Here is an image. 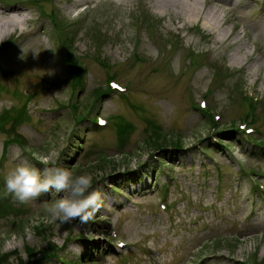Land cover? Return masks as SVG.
<instances>
[{"label":"rangeland","instance_id":"374dc122","mask_svg":"<svg viewBox=\"0 0 264 264\" xmlns=\"http://www.w3.org/2000/svg\"><path fill=\"white\" fill-rule=\"evenodd\" d=\"M75 1L39 0L42 13L28 1L0 0L19 6L12 16L29 19L0 35L6 43L0 49V254L9 253L3 259L25 264V246L38 252L50 240L63 246L61 258L36 264L264 262V145L256 142L264 141L263 104L256 121L241 119L244 95L264 101V0L213 6L216 31L205 26V12L184 18V5L85 0L69 8ZM57 32L72 39L85 67L74 87ZM110 81L124 90L97 97ZM93 116L119 117L132 129L120 145L114 127L95 128ZM13 119L22 142L4 147ZM148 120L182 147H151ZM243 123L256 131L245 133ZM230 125L240 131L229 132ZM44 157L48 165L40 163ZM20 165L91 174L103 208L88 223H61L49 209L66 193L26 204L5 198V178Z\"/></svg>","mask_w":264,"mask_h":264},{"label":"clouds","instance_id":"9594fccd","mask_svg":"<svg viewBox=\"0 0 264 264\" xmlns=\"http://www.w3.org/2000/svg\"><path fill=\"white\" fill-rule=\"evenodd\" d=\"M40 163L48 165L46 157ZM91 174H74L65 167H45L41 170L28 165H20L10 171L5 178L4 197L11 196L14 202L26 204L38 199L42 194L66 193L56 200L49 212L61 223L78 220L85 224L101 211L104 201L98 191H92ZM147 246L153 248V242Z\"/></svg>","mask_w":264,"mask_h":264},{"label":"trees","instance_id":"16d2710c","mask_svg":"<svg viewBox=\"0 0 264 264\" xmlns=\"http://www.w3.org/2000/svg\"><path fill=\"white\" fill-rule=\"evenodd\" d=\"M34 3L33 6H38L39 8H42L40 3L38 1H33ZM60 45L63 48V52L60 53L61 58L63 63L66 65V67L69 69L70 73H71V78L72 81L74 82L73 87L78 84L79 81H81V78L84 77V68L82 67L81 61L78 60V57L75 53L72 52L71 50V42L72 39L64 36V35H60ZM6 44V43H5ZM4 43L0 44V49L2 45H5ZM80 58V57H79ZM101 64L104 65V62L101 61ZM5 73V71H4ZM110 87L107 86L106 89H102L100 90V92H98V96H102V95H107L110 92ZM243 100H244V104L247 105V111L244 113V115L242 116V121H248L250 123L254 122L257 120V112L256 109L258 107V105L263 104L262 109L264 112V101L261 100V102H255V100L252 97H249L247 95L243 96ZM77 106H74V109H77ZM197 109H200V111L204 114V115H209L210 113L208 112L207 109H201L198 105L196 106ZM76 111V110H75ZM16 117L15 119L16 122L18 123L19 120H21L23 118V115L21 112L17 111L16 112ZM85 117V115L83 116ZM111 124L113 125L114 129H115V133H116V137L117 140H119L120 145L123 144V140L126 138V136L128 135V133L130 132V130L132 129V125L126 121H124L123 119L119 118V117H114L111 116ZM209 118L212 119V116L210 115ZM14 121V122H13ZM12 123L14 124V126H12V131L10 132V136H8L9 139H7L4 143V147L7 146V144H9L10 142H19L21 140V137H19V135H17L14 130L17 125H15V120L13 119ZM94 127L96 128V120L93 119L92 120ZM19 124V123H18ZM147 126L145 127V132L148 133V141H151V147H153L154 149H162L164 147L167 146H181V143L179 139L174 140L173 138H169L168 133L164 132L162 129L158 128L157 125L153 122L148 120L147 122ZM1 126V125H0ZM236 131H238L237 127H232V125H230L229 127V132L234 129ZM14 129V130H13ZM164 133H163V132ZM225 131V130H224ZM232 132H234V130H232ZM19 140V141H18ZM172 140V141H169ZM256 142H259L256 140ZM261 145H264V142H260ZM6 216V215H5ZM44 228V227H43ZM42 229V228H41ZM45 230V229H43ZM24 249L26 250V255H27V260L25 264H36L38 261H43L45 259H50L52 257H60L59 252L62 251L63 246L59 247L56 244H53V242H51L50 240H48L46 242V246L43 248H40L37 252V250L32 249V247L30 246H25ZM35 251L36 253L32 252ZM40 253V257L34 259V257L36 256L35 254ZM8 254L2 253L0 254V264H7V261L5 259H3V257H6ZM68 263V262H66ZM65 263V264H66ZM76 263V262H75ZM79 263V262H78ZM22 264V263H21ZM70 264V263H68ZM89 264H93L92 262ZM254 264V263H253ZM258 264H264V262L262 263H258Z\"/></svg>","mask_w":264,"mask_h":264},{"label":"bare ground","instance_id":"6f19581e","mask_svg":"<svg viewBox=\"0 0 264 264\" xmlns=\"http://www.w3.org/2000/svg\"><path fill=\"white\" fill-rule=\"evenodd\" d=\"M85 0H77L75 2H71L69 5V8H75L79 4L83 3ZM160 3H162L164 6H180L184 5L182 7V10L180 14L183 13L184 18L187 19H195L201 16L202 12H205L208 14L209 23H205V26H208L210 30L216 31L218 30L219 24H218V16L216 14V10L213 6L221 7L222 3L224 4V0H202V6L205 7L206 5H209L208 7L199 8L195 1L189 2L188 0H156ZM19 9V6H3L0 5V35H5L6 33H9L12 29H16L18 27H22L23 24H26L29 19L24 18H16L12 16L13 11H16ZM178 11V10H177ZM179 12V11H178ZM178 15V14H177ZM24 32H20L19 35H22ZM210 34L211 32L208 31ZM222 34V31L220 32Z\"/></svg>","mask_w":264,"mask_h":264}]
</instances>
